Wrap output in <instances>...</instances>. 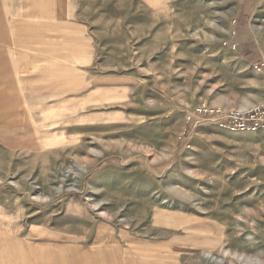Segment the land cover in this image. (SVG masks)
I'll return each instance as SVG.
<instances>
[{
	"label": "rangeland",
	"instance_id": "374dc122",
	"mask_svg": "<svg viewBox=\"0 0 264 264\" xmlns=\"http://www.w3.org/2000/svg\"><path fill=\"white\" fill-rule=\"evenodd\" d=\"M241 41L263 52L264 0H0V264L70 203L176 264H264V128L194 116L264 104Z\"/></svg>",
	"mask_w": 264,
	"mask_h": 264
},
{
	"label": "crops",
	"instance_id": "0c3cea01",
	"mask_svg": "<svg viewBox=\"0 0 264 264\" xmlns=\"http://www.w3.org/2000/svg\"><path fill=\"white\" fill-rule=\"evenodd\" d=\"M239 49L237 56L244 59V65L247 68L261 65L264 76V50L250 41H241ZM7 71L11 77V70ZM1 77L0 63V85ZM174 218L171 214L164 218L169 227L177 225ZM24 229L18 235H24L25 264H176L171 255L173 240L170 237L146 238L118 228L115 223L97 218L75 203L67 205L55 225L36 224ZM186 240L187 237L179 239L178 244Z\"/></svg>",
	"mask_w": 264,
	"mask_h": 264
},
{
	"label": "built area",
	"instance_id": "2783aa9c",
	"mask_svg": "<svg viewBox=\"0 0 264 264\" xmlns=\"http://www.w3.org/2000/svg\"><path fill=\"white\" fill-rule=\"evenodd\" d=\"M226 43H228L226 41ZM238 44L234 43L236 48ZM260 71L261 65H255ZM194 116L205 121H214L230 130H258L264 128V104L252 106L246 110L213 104L206 99L200 100L194 108Z\"/></svg>",
	"mask_w": 264,
	"mask_h": 264
},
{
	"label": "bare ground",
	"instance_id": "6f19581e",
	"mask_svg": "<svg viewBox=\"0 0 264 264\" xmlns=\"http://www.w3.org/2000/svg\"><path fill=\"white\" fill-rule=\"evenodd\" d=\"M185 237V236H184ZM205 256L206 257H212V254L211 253H209V252H207L206 254H205ZM216 260V259H215ZM218 261H222V258H219V259H217Z\"/></svg>",
	"mask_w": 264,
	"mask_h": 264
}]
</instances>
